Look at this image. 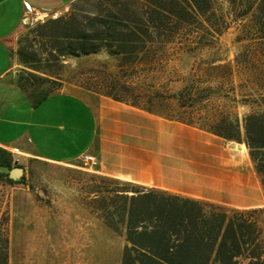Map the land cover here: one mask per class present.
<instances>
[{
    "label": "rangeland",
    "instance_id": "rangeland-1",
    "mask_svg": "<svg viewBox=\"0 0 264 264\" xmlns=\"http://www.w3.org/2000/svg\"><path fill=\"white\" fill-rule=\"evenodd\" d=\"M119 1L141 6L146 0ZM218 2L226 16L222 33L205 30L204 34L203 28H188L168 39L157 56H148L149 61L135 67H120L105 50L70 54L53 46L49 32L52 20L61 18L63 25H73L67 23L74 19L91 31L87 18L105 12L111 0H76L56 17L30 12L15 46L18 52L24 48L39 59L25 62L18 56L22 61L17 68L27 72L26 77L37 87H50L46 88L50 92L77 85L114 99L148 103L157 112L196 122L205 114L215 116L219 110L242 116L248 107L234 99L255 96L264 88V55L258 51L249 20L234 14L227 0ZM184 88H208L215 97L191 117L192 110L182 108L176 97ZM188 102L185 99L186 105ZM90 137L83 125L82 131L64 133L62 139L70 141V151H82ZM14 162L25 169L21 181L9 183L0 175V227L2 235L9 237V264H83L100 258L108 263L117 261L118 238L78 237L75 231L116 227L120 223L117 213L106 210L116 208L120 200L117 192L125 189L123 185L95 173L96 167L84 158L70 165L35 157H14ZM256 178L254 168V183ZM79 239L93 244L76 246L74 241ZM101 240L102 245L97 243Z\"/></svg>",
    "mask_w": 264,
    "mask_h": 264
},
{
    "label": "crops",
    "instance_id": "crops-1",
    "mask_svg": "<svg viewBox=\"0 0 264 264\" xmlns=\"http://www.w3.org/2000/svg\"><path fill=\"white\" fill-rule=\"evenodd\" d=\"M75 1L0 0V146L16 158L68 165L92 154L99 160L94 172L125 187L117 192L116 208L106 210L117 213L120 223L116 227L75 231L78 237L118 238L117 261L100 258L83 264H122L132 230V202L135 196L150 193L255 210L249 222L256 228L260 255L252 262L263 264L264 187L260 178L254 183V165L245 143L157 112L148 103L114 99L77 85L68 84L64 90L39 98L33 88L40 87L29 84L27 72L17 68L18 61L26 62V58L24 48L18 52L15 38L29 13L56 17ZM83 125L91 133L87 146L70 151V141L62 136L82 131ZM74 244L91 246L93 242L79 239Z\"/></svg>",
    "mask_w": 264,
    "mask_h": 264
},
{
    "label": "trees",
    "instance_id": "trees-1",
    "mask_svg": "<svg viewBox=\"0 0 264 264\" xmlns=\"http://www.w3.org/2000/svg\"><path fill=\"white\" fill-rule=\"evenodd\" d=\"M227 2L234 14L249 20L258 51L264 55V0ZM87 19L91 31L78 26L74 19L67 23L73 25H63L61 18L52 20L49 32L55 50L70 54L105 50L120 67L146 63L148 56L160 53L168 39L188 28H203L204 34L205 30L222 33L226 25L218 0H146L141 6L111 0L105 12ZM24 57L26 61L39 59L25 49ZM26 79L33 83L30 77ZM46 88L50 87L36 89L39 98L51 93ZM258 91L255 96L235 97L236 102L248 107L242 116L219 110L213 117L201 116L199 122L184 116L177 118L225 139L245 143L264 187V88ZM176 97L182 108L192 110V117L193 111H201L198 107L211 101L215 94L208 88H184ZM185 99H189L188 105ZM15 166L19 165L14 162L13 153L0 146V175L6 182H16L9 176ZM134 199L129 221L132 230L122 264H244L248 258L249 264H256L252 259L260 255V243L256 228L249 222L255 210L228 209L175 194H139ZM1 230L0 227V264H9V237L2 235Z\"/></svg>",
    "mask_w": 264,
    "mask_h": 264
},
{
    "label": "water",
    "instance_id": "water-1",
    "mask_svg": "<svg viewBox=\"0 0 264 264\" xmlns=\"http://www.w3.org/2000/svg\"><path fill=\"white\" fill-rule=\"evenodd\" d=\"M25 169L23 166H15L11 169L9 176L14 180H19L24 175Z\"/></svg>",
    "mask_w": 264,
    "mask_h": 264
},
{
    "label": "built area",
    "instance_id": "built-area-1",
    "mask_svg": "<svg viewBox=\"0 0 264 264\" xmlns=\"http://www.w3.org/2000/svg\"><path fill=\"white\" fill-rule=\"evenodd\" d=\"M84 159L91 165V167H97L99 165V160L95 155L86 154Z\"/></svg>",
    "mask_w": 264,
    "mask_h": 264
}]
</instances>
